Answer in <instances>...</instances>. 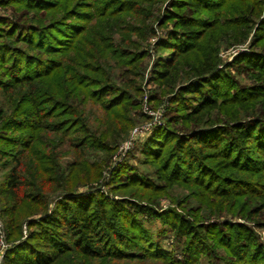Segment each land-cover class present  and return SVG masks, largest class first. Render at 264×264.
<instances>
[{
    "label": "trees",
    "instance_id": "16d2710c",
    "mask_svg": "<svg viewBox=\"0 0 264 264\" xmlns=\"http://www.w3.org/2000/svg\"><path fill=\"white\" fill-rule=\"evenodd\" d=\"M68 1L0 0L2 264H264V0ZM155 56L163 126L108 167L118 199L80 195L142 117Z\"/></svg>",
    "mask_w": 264,
    "mask_h": 264
},
{
    "label": "rangeland",
    "instance_id": "374dc122",
    "mask_svg": "<svg viewBox=\"0 0 264 264\" xmlns=\"http://www.w3.org/2000/svg\"><path fill=\"white\" fill-rule=\"evenodd\" d=\"M48 1H52V0H48ZM74 4V0H70L66 3V6H73ZM5 9V8H4ZM2 7H0V15L3 16H7L9 19H12V13L10 12V10H4ZM61 9H54L52 11V16L53 17H61ZM51 15V12H48L47 10L44 9H40L37 14L35 16H33V19H35L36 21H38V24L46 26L49 25L52 21H49L50 19L48 18V16ZM162 35V34H161ZM244 49H241L242 51L245 50L247 47L244 46ZM235 50H223L220 53V57L222 60H226V61H230L231 55L234 53ZM153 55V52L151 53ZM156 58V56L153 58H149L146 59L145 63H144V70H143V77L140 80V90H141V94L138 96L137 98V111H138V115L142 116L140 118H138V120L136 121L135 125L128 131L127 135L123 138V140L121 141V143H119V145L117 146V148L115 149V151L113 152L108 165L103 169L104 171L102 172L101 177L99 178L98 182L90 185V186H86L83 188H80L78 190V193L80 195H86L89 193L90 190H97L98 188H100L101 190L103 189V193L106 197L108 198H114V199H118L119 197L112 195L108 190H109V186H108V182L109 179L111 177V172L109 170L108 167H110L111 165L113 166V157L115 159V161L117 162V166L119 164H122L123 162H125L126 160H129V162L131 164H139V160L141 158L139 152H137V147L139 145H142L146 142V140L152 135V133L154 132L155 129L162 127L164 124V107L163 105H158L156 106L155 103L149 102V99L146 98V96L149 98V96L152 95L154 88L156 87L153 83H151L150 81V76H151V72H150V68L152 65L153 60ZM116 83H119L118 81H116ZM134 130H137V132H134ZM112 168V167H111ZM110 168V169H111ZM141 169H144V166L140 167ZM93 187V189H91ZM185 194L183 193V190L181 189H175L174 191L170 192V196L171 199L173 200V203H177L181 201L182 195ZM172 201L170 200V197H166V198H160L157 202V206L159 208H161L162 210H165L169 207L174 208L182 213L183 210L181 208L176 207L174 204L171 203ZM225 216V215H224ZM223 216V217H224ZM229 220H233V221H238L241 222L243 224H246L247 222L241 219H236L233 217H229ZM212 221V220H211ZM249 224V223H247ZM25 226V223L23 224ZM23 225H22V230H23ZM251 225V224H250ZM252 228L254 229V231L257 233V235L259 236V239L261 242L264 243V230L257 228L255 225H251ZM158 227V225H154L153 228ZM28 228L26 225V235L28 233ZM170 236L167 237V239ZM162 241V245L164 246L165 249L169 250L170 247V243L169 241L166 242V240Z\"/></svg>",
    "mask_w": 264,
    "mask_h": 264
},
{
    "label": "built area",
    "instance_id": "2783aa9c",
    "mask_svg": "<svg viewBox=\"0 0 264 264\" xmlns=\"http://www.w3.org/2000/svg\"><path fill=\"white\" fill-rule=\"evenodd\" d=\"M134 132H137V130H134ZM115 157V156H114ZM113 157V165L117 164L118 161H115ZM103 192V189L101 190ZM23 235L26 236V226H23ZM23 237V238H24ZM10 248V244L6 241V235L4 231V224L0 218V264H2V257L4 253Z\"/></svg>",
    "mask_w": 264,
    "mask_h": 264
}]
</instances>
